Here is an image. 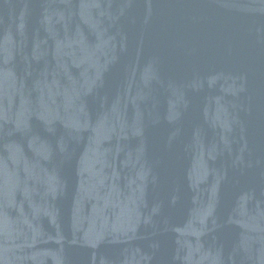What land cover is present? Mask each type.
I'll use <instances>...</instances> for the list:
<instances>
[{
    "label": "water",
    "instance_id": "water-1",
    "mask_svg": "<svg viewBox=\"0 0 264 264\" xmlns=\"http://www.w3.org/2000/svg\"><path fill=\"white\" fill-rule=\"evenodd\" d=\"M0 264H264V0H0Z\"/></svg>",
    "mask_w": 264,
    "mask_h": 264
}]
</instances>
